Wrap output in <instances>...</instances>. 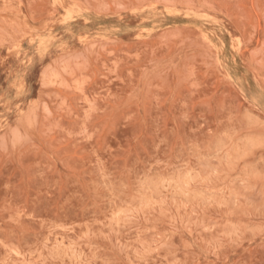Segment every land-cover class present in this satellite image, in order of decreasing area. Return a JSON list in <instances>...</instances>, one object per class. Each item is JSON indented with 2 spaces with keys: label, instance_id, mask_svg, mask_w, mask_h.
I'll list each match as a JSON object with an SVG mask.
<instances>
[{
  "label": "rangeland",
  "instance_id": "rangeland-1",
  "mask_svg": "<svg viewBox=\"0 0 264 264\" xmlns=\"http://www.w3.org/2000/svg\"><path fill=\"white\" fill-rule=\"evenodd\" d=\"M0 264H264V0H0Z\"/></svg>",
  "mask_w": 264,
  "mask_h": 264
},
{
  "label": "bare ground",
  "instance_id": "bare-ground-1",
  "mask_svg": "<svg viewBox=\"0 0 264 264\" xmlns=\"http://www.w3.org/2000/svg\"><path fill=\"white\" fill-rule=\"evenodd\" d=\"M74 12V11H73Z\"/></svg>",
  "mask_w": 264,
  "mask_h": 264
}]
</instances>
